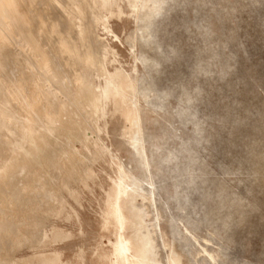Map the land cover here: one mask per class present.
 <instances>
[{
	"label": "rangeland",
	"instance_id": "rangeland-1",
	"mask_svg": "<svg viewBox=\"0 0 264 264\" xmlns=\"http://www.w3.org/2000/svg\"><path fill=\"white\" fill-rule=\"evenodd\" d=\"M107 1L111 32L94 34L107 50L106 72L131 80L149 173L129 141L126 112L113 103L117 86L90 71L109 89L92 101L102 112L87 122L91 137L69 143L65 185L51 180L47 189L56 200L23 189L9 198V218L28 230L0 251V264H115L118 233L107 214L119 166L130 186L143 184L144 202L129 208L145 212L158 264H264V0H140L136 9ZM29 12L47 21L59 8L35 0ZM0 30L19 54L8 17ZM77 126L84 132L83 120Z\"/></svg>",
	"mask_w": 264,
	"mask_h": 264
},
{
	"label": "bare ground",
	"instance_id": "bare-ground-1",
	"mask_svg": "<svg viewBox=\"0 0 264 264\" xmlns=\"http://www.w3.org/2000/svg\"><path fill=\"white\" fill-rule=\"evenodd\" d=\"M26 1L24 8L20 0H0V19L4 16L10 19V33L19 36L22 44L18 54L11 49L0 30V251L23 242L28 230L25 221L9 218V201L21 189L27 197L37 192L56 200L55 192L47 189L51 180L65 185L63 159L69 155V143L83 142L90 136L87 122L102 112V109L95 112L92 101L96 94L109 92L106 86L97 87L95 81L93 83L88 78L90 71L117 86L113 103L126 112L130 121L129 141L136 157L144 161V168L149 173L143 142L139 143L140 114L131 80L127 73L106 72L107 50L100 47L98 36L94 34L96 27L108 31L102 16L108 1L41 0L59 8L57 16L47 21L29 12L35 0ZM139 1L129 0V4L136 9ZM80 82H85V86L82 87ZM79 120L85 124L84 132L77 126ZM118 171L115 190L108 194L107 224H114L118 233L111 257L115 264H158V250L147 228L145 212L138 205L135 214L129 208L139 197L142 200L143 184L130 186L127 173L120 166ZM147 186L149 200L156 205L154 188ZM29 211L31 213V209ZM23 215L31 221V214ZM153 216L160 223L158 214L153 213ZM130 229L133 237L128 235ZM162 245L165 246L164 240ZM205 256L214 261L209 253Z\"/></svg>",
	"mask_w": 264,
	"mask_h": 264
},
{
	"label": "flooded vegetation",
	"instance_id": "flooded-vegetation-1",
	"mask_svg": "<svg viewBox=\"0 0 264 264\" xmlns=\"http://www.w3.org/2000/svg\"><path fill=\"white\" fill-rule=\"evenodd\" d=\"M185 228V227H184ZM185 230H187L186 228H185ZM190 233V232H189ZM186 235V237H188L189 239H190V234L188 235V234H185ZM207 258V257H206ZM209 259V258H208Z\"/></svg>",
	"mask_w": 264,
	"mask_h": 264
}]
</instances>
